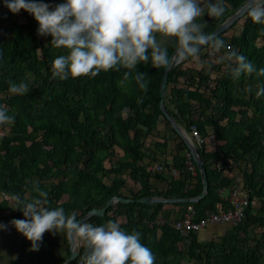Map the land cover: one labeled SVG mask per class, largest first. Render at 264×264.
<instances>
[{
  "label": "trees",
  "instance_id": "obj_1",
  "mask_svg": "<svg viewBox=\"0 0 264 264\" xmlns=\"http://www.w3.org/2000/svg\"><path fill=\"white\" fill-rule=\"evenodd\" d=\"M41 2L54 7L63 0ZM246 2L225 0L228 7L223 17L205 15L197 22L206 21L205 32L211 33ZM18 15L23 21L16 20ZM239 21L240 31L227 39L225 34ZM37 28L30 14L23 10L12 14L0 0V105H6L9 114L15 116L14 124L0 126V193H18L27 201L35 195L32 186L39 184L49 193L50 207H63L67 214L75 212L77 219L92 209H101L114 196L131 198L134 203H116L103 217L93 216L87 222L101 226L109 220L116 222L119 215L123 231L141 233V242L151 249L155 264H180L185 254L191 264H264V203L259 207L250 205L243 221L230 226L218 242L201 244L196 234H190L187 248L181 251L178 243L184 239L169 225L159 227L154 222L162 204L137 202L146 197L195 198L202 192L198 173L194 188L185 189L189 175L179 152L173 156L172 165L184 180L169 182L165 193L150 192L151 175L137 166L144 158L155 162L154 155L145 149V141L157 119H165L159 108L164 68H152L150 63L137 66L136 71L147 76L146 93L136 84L135 71L121 83L128 71L123 68L101 71L95 77L53 78L51 63L66 52L52 46L50 36H38ZM219 38L257 69L264 68V25L254 24L244 15ZM174 50L170 45V55ZM206 50L203 47L200 53L204 67L189 60L171 69L164 93L165 110L178 125L186 131L195 125L205 140L213 136V142H223L213 152L205 151L204 145L198 148L207 173V195L196 204L178 205L191 206L195 220L224 205L217 192L230 186L223 172L231 164L243 166L240 173L244 197L249 201L264 197V96L255 94L256 85L264 84V77L242 74L234 80L223 64L208 60ZM221 51L216 55H222L225 49ZM190 63L193 69L188 67ZM9 81L27 83L29 91L22 96L12 95L8 92ZM180 85L185 87L181 89ZM249 86L252 92L246 91ZM140 98L142 103L138 102ZM192 101L197 103L195 110ZM171 131L187 150L183 140ZM168 141L155 142L153 148L164 153ZM114 146L123 155L106 168L103 163L114 156ZM106 176H110L108 185L104 183ZM129 182L139 184L140 189ZM122 190L128 195H122ZM10 207L7 201L0 203V223L24 219L21 211ZM84 251L80 247L77 258L69 264H79ZM68 257L69 251L62 264Z\"/></svg>",
  "mask_w": 264,
  "mask_h": 264
},
{
  "label": "clouds",
  "instance_id": "obj_2",
  "mask_svg": "<svg viewBox=\"0 0 264 264\" xmlns=\"http://www.w3.org/2000/svg\"><path fill=\"white\" fill-rule=\"evenodd\" d=\"M12 14L25 11L37 22V35L50 36L51 45L64 49L51 63L52 77L60 80L95 77L101 71L124 73L123 84L135 71V82L148 90L147 76L137 66L150 63L152 68H166L192 60L204 67L200 59L203 47L223 64L234 80L242 74L264 77V68L240 55L225 41L206 33L207 22H197L205 15L219 19L227 11L225 0H63L54 7L41 0H4ZM246 16L254 24L264 25V0H247ZM174 45L170 55L169 46ZM222 49V55L217 56ZM8 92L22 96L29 91L25 82H8ZM256 96H264V84L256 85ZM252 86L246 91L252 92ZM138 102H143L142 98ZM15 116L6 105H0V126L12 125ZM35 195L23 200L18 193H5L3 202L21 211L24 219L10 221L27 240L31 251H38L43 235L64 233L74 246V255L85 249L80 264H155L151 249L141 242V233L121 229L119 222L109 220L94 226L78 220L76 213L67 214L63 207H50L49 193L39 184L32 186ZM8 226L0 224V230Z\"/></svg>",
  "mask_w": 264,
  "mask_h": 264
},
{
  "label": "crops",
  "instance_id": "obj_3",
  "mask_svg": "<svg viewBox=\"0 0 264 264\" xmlns=\"http://www.w3.org/2000/svg\"><path fill=\"white\" fill-rule=\"evenodd\" d=\"M204 17L202 19H204ZM207 50H209V49L207 48ZM188 67L191 69L194 68L191 63L189 64ZM186 76L189 77L188 74ZM184 87L185 86H183V85L179 86V88H181V89ZM191 105H193L192 108L194 110L197 108L196 102L192 101ZM173 122L178 127V129L181 131V133L186 135V137L188 138V141H190L192 143V145H194V147H196L194 140L190 136V132L186 131L183 128V126L178 125L176 123V121L173 120ZM171 129H173V128L171 127V125L167 121H165V119H163L162 117H159L157 119L156 127H155L154 131L147 137V139L145 141V149L149 150V151H147V153H149L150 155H154L155 162H151L150 159L144 158L137 165V166L144 167L146 169V171L148 173H150L151 176L148 180V186H149L150 192H152V193H165V191L169 188V186H168L169 182L174 181V180H178V179L184 180V178H182L181 174L176 169H174V167L172 165L173 156L176 155L177 152H179L180 155L182 157H184V155L186 153H189V151H188V148H187V150H185L181 147L179 140L176 138L175 135L172 134ZM209 133L211 134V131H209ZM163 140H169V141L167 143V147H166L164 153H159L158 151H156L153 148V144L155 142L162 143ZM204 141H205V143H204L205 151H208V152H213L216 145H222L223 144V142H218V143L213 142L214 141L213 136L208 137L207 140L204 139ZM184 144H185V142H184ZM185 146H186V144H185ZM115 148L119 152H121V150L119 148H117V147H115ZM122 155L123 154L121 152V157H122ZM184 159H185L184 164H185V168H186V158L184 157ZM106 160H108V159H106ZM118 160L119 159L113 158L112 162L114 163ZM191 160H192V157H191ZM192 162H193V160H192ZM193 164H194V162H193ZM154 165H160L163 168V171L157 172V173L152 172L151 168ZM242 168H243V166L241 164H238V165L231 164V166L229 168H226V170L223 172V176L226 178L228 177L231 181V184L229 187L222 188L217 192V194L220 195V197L222 199L223 198L224 199L229 198V195L232 192V190H235L237 192V194H239L241 197H244V193L241 192L242 187H243V181H242V176H241L240 171ZM172 170L176 171V175H173L171 173ZM187 173L189 175V178H187V180H185V183H186L185 189L187 191H190V189L187 188V186L190 187L191 189L194 188V186L196 185V182H197V173L199 174V171L197 170V168L195 166V175H191L188 171H187ZM154 175L160 176L161 178L158 179ZM199 177H200V174H199ZM200 180H201V178H200ZM207 182H208V179H207ZM129 183L131 186H133V188H135L137 190L140 189L139 184H134L132 182H129ZM202 189H203V186H202ZM121 193L124 196L128 195L126 193V191H124V190H122ZM225 193H227V194H225ZM3 195H4L3 193H0V201L5 200L3 198ZM114 197H119V196H114ZM122 198H124V197H122ZM146 198H155V197H146ZM126 199H131V198H126ZM158 199H162V198H158ZM175 199H179V198H175ZM184 199H187V198H184ZM128 204H130V203H128ZM187 204H196V203H187ZM178 205H183V203H175V204L163 203L162 207L159 209V211L155 215V221L154 222L157 223L159 225V227L166 225V224L168 225L172 221H174L175 219L181 217L182 214L185 212L187 207H191V206L180 207ZM184 205H186V204H184ZM221 206L222 205H218L217 209L220 208ZM148 212L151 214L153 212V209H150ZM116 222H119V223L121 222V218L119 215L116 216ZM0 224L8 226L5 230H0V264H62L63 259L66 256V252L69 251L68 238H67V240H65L66 235L64 233L53 234L52 232H46L43 235V240L40 243L39 250L38 251H31L30 250V247H31L30 243L27 240H25V238L21 234H19L15 230V228L11 226V224H6V223H0ZM230 226L231 225H218V226L209 225L208 227H206L204 230L200 231L199 233H195L196 237H197V241L201 244H207L210 242H218L220 238H222L223 236L226 235V233L229 231L228 228ZM231 227H235V226H231ZM159 233H160V231L158 230V234ZM183 239L184 240H181L178 243V248L181 251H185V249L187 248L186 245L188 243L186 238H183ZM67 244H68V246H67ZM69 255H70V253H69ZM180 264H191V262L187 260L186 254H185L184 259L182 260V262Z\"/></svg>",
  "mask_w": 264,
  "mask_h": 264
},
{
  "label": "built area",
  "instance_id": "obj_4",
  "mask_svg": "<svg viewBox=\"0 0 264 264\" xmlns=\"http://www.w3.org/2000/svg\"><path fill=\"white\" fill-rule=\"evenodd\" d=\"M215 59V57L209 55L208 60L210 62H213ZM189 132L191 138L195 142L196 148L198 149L199 147H202L205 141L204 138L200 135L197 127L195 125H191ZM184 157L186 158L187 171L191 175H195V166L191 160V155L189 153H186ZM151 170L152 172L157 173L162 172L163 168L160 165H154ZM171 173L173 175H176V171L174 170H172ZM188 188L191 189L190 187ZM3 198L5 199L4 195ZM222 201L224 205L218 208L217 211L210 213L207 215V217L199 220H195L194 210L191 207H187L181 217L175 219L168 225L173 231L178 233L183 238H187L190 234L199 233L209 225L237 226L243 221L245 217V210L250 205L259 207L261 203H264V197H262L261 200L254 199L253 201H249L246 197H241L235 190H232L229 198H223Z\"/></svg>",
  "mask_w": 264,
  "mask_h": 264
},
{
  "label": "water",
  "instance_id": "obj_5",
  "mask_svg": "<svg viewBox=\"0 0 264 264\" xmlns=\"http://www.w3.org/2000/svg\"><path fill=\"white\" fill-rule=\"evenodd\" d=\"M246 4L240 8L234 15H232L230 18H228L227 20H225L223 23H221L214 31H212L211 33H215V35L217 37L223 35L229 28H231V26L238 21L240 18H242L244 15H246ZM174 53V52H173ZM177 64H175V62H173L172 64H170L168 67L164 68L163 73H162V77H161V83H160V101H159V108L160 111L163 115V117L165 118V120L171 125V127L173 128V130L181 137V139L185 142L188 151L192 157V160L194 162V165L196 166L197 170L199 171L200 174V178H201V183L203 186L202 189V193L196 197V198H187V199H158V198H141L139 199L137 202L139 204H144V205H153V204H163V203H183V204H187V203H197L199 202L201 199H203L207 192H208V182H207V173L206 170L204 168L203 162L200 158V155L198 153V149L196 147H194V145H192V143L190 141H188V138L186 137V135L182 134L181 131L178 129V127L175 125V123L173 122V120L170 118V116L168 115L167 111L165 110L164 107V93H165V89H166V84H167V79H168V75L169 72L171 71V69L176 66ZM123 203V204H128V203H134L135 201L132 199H124L122 197H112L109 201H107V203L104 205V207H102L100 210L98 209H92L90 210L86 215H84L83 217L79 218L78 220H83V221H88L91 217L96 216V217H103L104 213L106 212V210L114 205L115 203ZM68 238V237H67ZM68 244H69V257L68 259L64 262V264H69L71 262H73L78 255H74V246H73V242L68 238Z\"/></svg>",
  "mask_w": 264,
  "mask_h": 264
},
{
  "label": "rangeland",
  "instance_id": "obj_6",
  "mask_svg": "<svg viewBox=\"0 0 264 264\" xmlns=\"http://www.w3.org/2000/svg\"><path fill=\"white\" fill-rule=\"evenodd\" d=\"M22 16L20 15H18L17 17H16V20L17 21H23V19L21 18ZM241 24H242V22L241 21H239V23L235 26V27H233L231 30H229L226 34H225V37L227 38V39H230L231 38V36H233V35H235V34H237L239 31H240V29H241ZM203 53H205V51L203 52ZM220 53H222V51L220 52ZM0 133H3V131L0 129ZM111 151L113 152V158H115V159H120V157H121V152H119L115 147H111ZM113 158L111 159V157L110 158H107L108 160H105L104 161V166L106 167V168H109L110 166H111V164L113 163L112 161H113ZM124 177H126V174H125V176ZM104 183L106 184V185H108L109 183H110V176H106V178L104 179ZM225 194H227V193H225ZM138 201V200H137Z\"/></svg>",
  "mask_w": 264,
  "mask_h": 264
}]
</instances>
